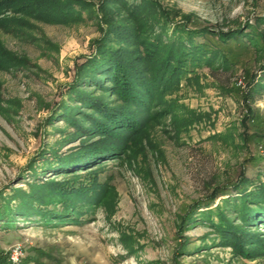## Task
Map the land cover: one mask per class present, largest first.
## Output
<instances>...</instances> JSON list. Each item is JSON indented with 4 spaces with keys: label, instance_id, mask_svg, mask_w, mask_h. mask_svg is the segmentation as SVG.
<instances>
[{
    "label": "rangeland",
    "instance_id": "obj_1",
    "mask_svg": "<svg viewBox=\"0 0 264 264\" xmlns=\"http://www.w3.org/2000/svg\"><path fill=\"white\" fill-rule=\"evenodd\" d=\"M99 1L80 8L77 20L10 13L23 26L0 28L2 46L29 59L26 66L0 69V189L29 188L35 177L28 166L35 160L36 180L78 176L85 183L95 176L104 183L83 221L17 219L16 227L0 228V250L21 243L25 264H264V247L240 254L211 225L217 206L229 193L236 196L241 171L251 186L264 181V42L242 36L221 43L215 35L248 32L247 23L264 33L256 20L264 16V0H158L179 12L174 21L188 15L189 28L210 30L195 42L221 46L228 68L218 60L182 78L164 94L165 102L153 105L157 113L121 154L76 173H48L45 156L53 161L52 151L64 155L97 138L76 135L61 102L76 104L67 90L102 34ZM253 81L260 82L255 90L249 89ZM215 190L227 194L203 205ZM230 209L226 213L240 223ZM188 215L192 219L183 221ZM253 231L264 240V225Z\"/></svg>",
    "mask_w": 264,
    "mask_h": 264
},
{
    "label": "trees",
    "instance_id": "obj_2",
    "mask_svg": "<svg viewBox=\"0 0 264 264\" xmlns=\"http://www.w3.org/2000/svg\"><path fill=\"white\" fill-rule=\"evenodd\" d=\"M97 5L102 34L94 40L95 52L77 66L75 78L68 86V101L76 104L61 102L63 116L76 127L75 134L97 138L83 141L77 150L64 155L52 151L56 157L53 161L41 154L48 173L55 169L60 173H76L89 168L91 163L121 154L127 140L137 135L150 116L157 113L153 105L165 102L164 94L177 87L182 78H189L196 67L212 69L218 60L225 68L230 63L221 46L195 42L196 35L210 30L189 28L188 15L174 21L179 12L164 8L158 0H100ZM90 7H94L91 0H0V28L11 31L16 25L23 26L18 18L7 16L10 13L62 22L77 20L81 16L80 8ZM256 20L264 24V16ZM246 26L251 30H219L216 39L225 43L247 36L251 41L264 42L263 32L248 23ZM28 63L26 56H18L0 42V69ZM259 84L253 81L249 89L255 90ZM96 90L100 93L95 94ZM251 113L249 109L247 116ZM32 162L28 169L35 179L29 188L21 186L11 192L0 189V228L16 227L17 219H39L46 224L83 221L104 183L95 176L85 183L78 176L71 180H36L38 161ZM252 183L241 171L234 183L236 196L229 193L224 198V205L216 209L217 222H211L221 242L240 254L249 253V246L264 247V240L253 231L258 224L264 225V181L251 186ZM224 194L227 193L215 190L203 205L208 206ZM230 208L239 216L240 223L226 213ZM191 219L188 215L183 221ZM7 257L8 252L0 250V264H5Z\"/></svg>",
    "mask_w": 264,
    "mask_h": 264
},
{
    "label": "built area",
    "instance_id": "obj_3",
    "mask_svg": "<svg viewBox=\"0 0 264 264\" xmlns=\"http://www.w3.org/2000/svg\"><path fill=\"white\" fill-rule=\"evenodd\" d=\"M25 248L17 243L8 250V257L5 264H24Z\"/></svg>",
    "mask_w": 264,
    "mask_h": 264
}]
</instances>
